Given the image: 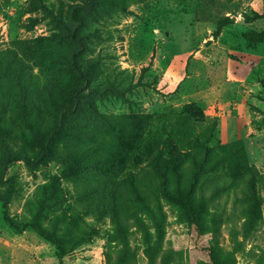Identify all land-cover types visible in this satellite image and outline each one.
<instances>
[{
    "label": "rangeland",
    "instance_id": "1",
    "mask_svg": "<svg viewBox=\"0 0 264 264\" xmlns=\"http://www.w3.org/2000/svg\"><path fill=\"white\" fill-rule=\"evenodd\" d=\"M0 193V264H264V0H0Z\"/></svg>",
    "mask_w": 264,
    "mask_h": 264
},
{
    "label": "trees",
    "instance_id": "2",
    "mask_svg": "<svg viewBox=\"0 0 264 264\" xmlns=\"http://www.w3.org/2000/svg\"><path fill=\"white\" fill-rule=\"evenodd\" d=\"M94 115L95 116L97 115L96 112H94ZM125 120L126 121L124 122V124H127V123L128 124H130V123L141 124V123L146 122V120L144 118H133L132 116L126 118ZM113 126H114V123L109 121L108 127L112 128ZM120 142L123 144L127 143L126 139H124L122 136H120ZM116 157H120V156H118L116 154L115 155L112 154L108 163L105 164V168H104L103 173H102L104 176H106L108 178H114V179L117 178V175H115V173L118 172L119 168L114 169L113 168L114 166L111 163V159L114 160V158H116ZM25 159H26V161H28L30 158L28 156H26ZM171 162H172L173 168H174V164L176 166L179 165V161L175 158L171 159V161L170 160L165 161V160H160V159L153 160L148 166H146L142 169L141 175H144L147 173L151 174L153 176L152 184H154L156 186L157 185L162 186L164 189L163 193L165 195L168 194L167 195L168 197H170L171 199L174 198L177 204L185 207L187 209V213L194 217L195 215L193 213V207L191 205V195H186V196H184V198H182V196L180 194L181 188H178L175 191L174 195L169 191V188H170L168 186L169 178H168L166 172L170 171ZM112 173H114V175H112ZM129 176H130L129 179H131V182H132V186L134 187V191L139 193L140 189L135 186V181H134V179H137L138 177L134 174H130ZM167 191H168V193H167ZM190 193H192V192H190ZM0 202H2L5 205L6 195H2L0 193ZM6 221H8L11 228L15 229L19 233H22L28 229L34 230L38 234L39 237H41L42 239H44L45 241H47L48 243L52 244L55 247L57 257L59 259H61L64 256L63 246H62L61 242L57 238H55L52 234H50L48 231H46L44 228L37 226L35 224H22L20 227V226H17L12 219L6 218Z\"/></svg>",
    "mask_w": 264,
    "mask_h": 264
}]
</instances>
